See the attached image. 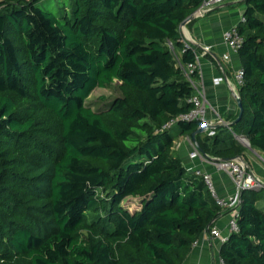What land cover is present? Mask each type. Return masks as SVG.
Instances as JSON below:
<instances>
[{"label":"trees","instance_id":"16d2710c","mask_svg":"<svg viewBox=\"0 0 264 264\" xmlns=\"http://www.w3.org/2000/svg\"><path fill=\"white\" fill-rule=\"evenodd\" d=\"M41 1L0 0V264H184L223 213L174 152L200 127L181 119L200 79L181 26L203 0ZM244 5L232 131L264 155V0ZM116 82L105 109L87 106ZM202 139V153L247 163L229 129ZM240 200L220 257L264 264V188Z\"/></svg>","mask_w":264,"mask_h":264},{"label":"crops","instance_id":"0c3cea01","mask_svg":"<svg viewBox=\"0 0 264 264\" xmlns=\"http://www.w3.org/2000/svg\"><path fill=\"white\" fill-rule=\"evenodd\" d=\"M244 2L245 0H225L182 30L185 39L197 49L200 79L196 85L205 89L210 120L220 115L225 122L231 123L239 112L237 93L240 87L236 84L235 73L240 67V58L237 54L230 53L224 41V35L240 23L245 12ZM204 47H209L210 51L206 53ZM226 53L231 54L230 61L223 59ZM217 79H223V81L216 82ZM206 135L204 132L199 133L196 139L203 140L202 138ZM192 139V136L180 137L174 146L175 154L181 158L185 166L209 173L213 177L217 194L221 198L233 196L236 193V187L228 177L229 175L217 171L211 162L207 163L202 158H190V154L195 150ZM253 152L255 151L246 152V164L251 168V173L264 185V164L255 162L251 155ZM230 219L229 210H225L213 225V228L218 229L222 237L227 239L232 234L229 227ZM208 232L210 230L198 239V244L193 246L184 264H219L220 249L224 242L220 239L208 238Z\"/></svg>","mask_w":264,"mask_h":264},{"label":"built area","instance_id":"2783aa9c","mask_svg":"<svg viewBox=\"0 0 264 264\" xmlns=\"http://www.w3.org/2000/svg\"><path fill=\"white\" fill-rule=\"evenodd\" d=\"M225 0H203L202 6L200 7L199 11L202 15L205 13H208L212 11L216 6L222 4ZM246 18L243 16L240 19V23H245ZM239 23V24H240ZM238 25L234 26L230 30H228L224 35V41L230 51V53L238 54L239 49L241 48V45L243 43L242 35H240L238 30ZM184 45L186 48L191 46V43L184 39ZM204 51L207 53L210 51L209 47H204ZM226 53L223 55V59L225 61L231 60V54ZM196 64L189 65L187 74H191L195 69H199V61L198 56L196 53ZM244 71L243 68H239L235 73V81L236 84L241 87L244 84ZM223 79H217L216 82H221ZM196 89V95L191 99V103L194 105L191 112L187 115H184L181 119L186 121H199L200 127L199 129H202L204 133L207 134L209 137H214L217 132V126L221 125H228V122H225L224 119L218 115L214 120H210L208 116V109H207V103L205 100V89L204 87L197 86L195 84ZM235 93H237L235 91ZM239 95V93H237ZM176 124V121L170 123L169 127H172ZM235 136V138L240 142L248 141L244 136L236 135L232 128H228ZM249 143V142H248ZM194 151L190 154V158H202L207 163H212L215 167V169L219 172H224L228 177L233 181L235 187H236V193L231 196L230 198H221L216 191L213 177L209 173H204L200 170L194 169L193 167L186 166L187 172L190 174H194L197 177H200L204 180L206 183L208 189L210 192H212V196L214 197L216 204L220 206V208L223 210H229V213L231 214V219L229 222V227L231 228V232H237L238 231V214H239V207L241 206V200H240V194L242 190L246 189H253V190H261L264 188V185L262 182L256 178V176L251 173L248 165L244 161V158H236L232 159L230 161H226L224 159L220 158H213L209 157L208 155L201 152L198 143L196 142V145L194 146ZM208 238H215L220 239L222 242L228 241L227 238L222 237V233L216 229L213 228L210 230ZM210 238V239H211ZM198 244L195 243L194 246ZM219 264H227L224 262V260L219 257Z\"/></svg>","mask_w":264,"mask_h":264},{"label":"rangeland","instance_id":"374dc122","mask_svg":"<svg viewBox=\"0 0 264 264\" xmlns=\"http://www.w3.org/2000/svg\"><path fill=\"white\" fill-rule=\"evenodd\" d=\"M66 2H68V0H65ZM42 8H47L50 9L51 11H55L58 10L59 5H58V0H43L40 2L39 4ZM69 5V4H68ZM121 95L120 89H119V83L116 82L115 84H113L110 88L107 89H103V88H98L95 89V91L92 93V95L90 96V98L87 101V106H89L90 108H92L95 111H99L102 109H105L110 102H112L113 99L119 97ZM204 132V131H203ZM196 141V140H195ZM194 141V139H192L193 142V146L196 145V142ZM241 145H243L247 151V153L249 151H251V147L249 146L248 141L245 142H240L238 141ZM252 158L255 160V162L258 163H263L264 164V155L260 154L259 152H253L252 154ZM125 207L129 208L130 211H133L137 208L140 207V204L138 203L137 200H126L124 202Z\"/></svg>","mask_w":264,"mask_h":264},{"label":"water","instance_id":"95a60500","mask_svg":"<svg viewBox=\"0 0 264 264\" xmlns=\"http://www.w3.org/2000/svg\"><path fill=\"white\" fill-rule=\"evenodd\" d=\"M201 13H200V11L198 10L196 13H194L191 17H189L183 24H182V26H181V29L183 30L184 28H186V26L189 24V23H191V22H193L194 20H196V19H198L199 17H201ZM237 104H238V108H239V116H238V118L236 119V121L234 120V121H232L231 123H228V125H221V126H217V129L218 128H233L234 126H236L239 122H240V120L242 119V116H243V112H244V109H243V105H242V100H241V98H240V96L239 95H237ZM203 132V130L202 129H198L197 130V132H195L193 135H192V137H193V139H195V140H197L196 139V135L197 134H199V133H202ZM249 146H250V144H249ZM234 159H236V158H234ZM224 160H226V161H230V160H232V159H224Z\"/></svg>","mask_w":264,"mask_h":264}]
</instances>
